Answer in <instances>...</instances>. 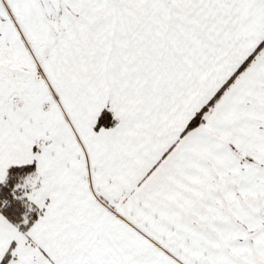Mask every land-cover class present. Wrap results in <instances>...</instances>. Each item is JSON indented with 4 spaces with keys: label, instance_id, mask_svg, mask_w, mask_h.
<instances>
[{
    "label": "snow or ice",
    "instance_id": "snow-or-ice-1",
    "mask_svg": "<svg viewBox=\"0 0 264 264\" xmlns=\"http://www.w3.org/2000/svg\"><path fill=\"white\" fill-rule=\"evenodd\" d=\"M0 264H264V0H0Z\"/></svg>",
    "mask_w": 264,
    "mask_h": 264
}]
</instances>
